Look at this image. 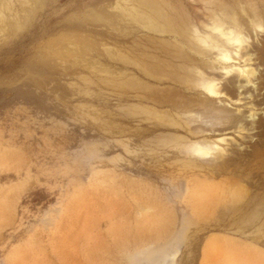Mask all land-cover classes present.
<instances>
[{
    "label": "rangeland",
    "instance_id": "1",
    "mask_svg": "<svg viewBox=\"0 0 264 264\" xmlns=\"http://www.w3.org/2000/svg\"><path fill=\"white\" fill-rule=\"evenodd\" d=\"M1 1L0 264H150L145 258L167 245L178 247L175 251L177 258L185 256L186 243L190 244L192 258L185 264H264V231L243 223L244 218L251 220L249 214L216 212L212 204L219 192L214 199L211 192L208 197L193 198L194 182L165 167L154 169L152 152H160L159 163L165 165L169 156L166 154L171 151L162 145L163 142V147L158 148L161 139H157V133L146 129V121L143 123L144 137L136 135L141 125L132 109L134 104L132 107L128 105L135 103L136 107V99L126 97H134L133 91L125 94L123 100L117 94L123 90L116 83L112 84L115 79L111 84L107 80L112 75L104 74L108 69L105 65L115 66L114 69L122 65L111 60L101 46L125 47L124 41L132 39L134 42L137 37L145 35L141 27L134 25L140 30L130 32L131 35L128 31L112 32L98 28L94 37L102 39L105 44L99 47L92 41L86 42L87 46H92L94 58L86 54L84 57H88L83 59L86 67L97 61L101 65L95 63L100 73L96 67L97 72L93 71L94 68L90 70L89 65L87 69L75 64L72 59L77 56L75 53L65 58L73 66L69 65V70H51L52 62L46 67L42 63L44 57L58 55L55 45L73 43L74 38L77 43L76 36L86 32V29L70 27L71 24H78L115 1L127 9L123 15H129L132 13L130 8L138 7V1L3 0L6 5ZM197 1L168 0V4L167 0H161L162 5L178 8L175 11L182 13L181 16L177 14L180 17L190 14L192 22L200 26V13L205 8L202 1L205 0ZM177 5H181V9ZM183 5L187 9H183ZM155 34L158 39L172 37ZM57 47L62 49V46ZM234 62L243 64V60ZM250 63L249 66L260 67L264 73V65L256 58ZM102 66L106 69H100ZM84 70L83 74L81 71ZM82 74L93 78L96 86L101 84L100 88L105 87L103 91L107 89L109 92L90 85L92 81L89 79L90 83L86 84ZM57 75L61 76L60 79ZM98 77L102 80L99 78L98 81ZM100 80L108 84H102ZM93 90L97 95L102 93L92 97ZM260 97H234L231 105L234 111L240 109L245 114L250 113L253 105L258 109L257 118H264V104L260 106L258 102ZM224 101L227 102L225 98ZM125 107L131 109L130 114L133 112L136 118L128 115L129 110L127 113ZM101 113H106L105 119ZM262 126L248 131L247 128L243 131L235 128L215 130L212 133L214 140L226 139L221 145L227 149L225 153L231 159L230 167L208 181L198 178V183H215V188L220 186L226 190L231 199L236 192H241L242 198L235 202L237 205L252 195L264 196V158L261 155L264 151V123ZM149 137L154 138V142ZM241 177L244 179L240 181ZM236 179L239 182L233 184ZM224 199L219 201L220 206L226 204L225 201L229 205L234 202L228 197ZM220 206H216L217 210ZM254 234L258 235L256 239L250 236Z\"/></svg>",
    "mask_w": 264,
    "mask_h": 264
},
{
    "label": "bare ground",
    "instance_id": "2",
    "mask_svg": "<svg viewBox=\"0 0 264 264\" xmlns=\"http://www.w3.org/2000/svg\"><path fill=\"white\" fill-rule=\"evenodd\" d=\"M4 1L2 0L1 4L5 3ZM137 1L139 3L138 7H132L134 8L133 10L130 8L132 13H129V15H123L124 11L127 9L123 8L122 5L115 1V3H118L120 6L115 3L106 4L104 8H100V10L93 12L91 16L77 22L78 24H71L70 27L76 26V29H86V32L82 35L80 34L79 36H76L77 43H75V38L73 43L66 42L63 44L61 42V44H59V41V45L54 46V48L56 47L58 55L44 57L42 59L43 65L46 67V65L49 66L50 62H52V64H50L51 70H54L55 68L62 71H65L66 69L69 70L68 67L69 65L71 66V64L65 58L68 57L70 53H75L77 56H75V58H72L73 56L71 57L74 59V63L80 66L83 65L85 68L86 60L84 59L85 57H88V55L85 57L84 55L89 54L92 56L93 54L92 46L90 44L87 46L86 42L92 41L99 47L101 44H105L102 39H96L94 37L99 31L98 28L104 31L107 29L108 31L112 32L122 30V32L125 33L128 31V34H130V32L137 30L138 28H134V25L141 27L143 34L145 35H141L142 37H137L138 40L135 39L134 42L132 39V41H124L123 43L126 44L125 47H118V49L107 44L106 47H104V45L101 46V48L106 54H108L111 60H117L114 61L116 64L117 62H121V67L126 69L124 71L118 66V69H114L113 67L115 66H111V68L110 65H105V67L110 69V71H108V69L107 71L104 70V74L106 72L107 74L109 73L113 76L108 78L107 76L109 74L106 75L108 78L107 80L111 84L113 82L112 79H115V82L112 84L116 83L123 91L122 93H117L114 91V93L119 94V97L123 100L125 99L123 98L125 94L133 91L134 97H126L127 99L128 97L131 99H136V107L134 106L135 103L128 104L131 105V107L134 104L132 109L135 110H133L135 116L137 113L139 121L138 123L141 125L138 127V132H135L136 135L138 134L140 138L144 137L145 133L143 130V123L146 121L148 122V128L146 127V129H148V131H154V134L157 133L159 135L157 136V139H161V142L157 140L158 143L160 142L157 144L158 148H161L162 145H165L164 147L168 146V150L171 151L169 154H166L169 156L166 158L165 165L160 164V152L156 153V150L154 152L151 151L153 154L152 157L154 159V169L160 170L161 168L165 167L171 172L181 173L185 179L189 180L190 182H194L191 194L193 198L198 196L201 198V195L208 197V193L211 192V196L214 199L215 194L219 192L220 197L217 195V199H215L212 204L214 206V211L219 213L230 211L231 213L239 212L245 213L247 215L249 214V219L251 220L246 221L244 219L247 218L243 219L242 217L241 219H243V223L245 225H249V228L254 226L255 230L257 229V231L263 232L264 196L252 195L253 197L250 196L251 198H247V201L244 198L245 201H241L242 204H240V202V205H237L235 202L236 200L242 198L241 192H239L241 194L236 192V194L233 196V199H231L229 194H227V191L223 188H220L219 185L218 188H215V183L208 182L202 184L198 183L197 179L204 178V180L208 181V179L214 178V176L219 173H225L230 167L229 162L231 159L229 155L225 153L227 152V149L221 145V142H226V139L220 138L218 141L214 140L212 133L215 132V130L235 128L237 131H243L247 128L248 131V129H256L257 127L262 126L264 123V118L262 116H258L257 118L258 113L256 111H258V109L254 108L253 105L249 114H245L240 109L234 111V108L231 105V102L235 100L234 97H238V99H240L242 95L248 96V98L253 97V99L261 96L258 101L259 105L262 106L264 104V92H262V89H264V73L260 67L249 66L252 64L250 62L253 61L254 58L259 61V64L264 65V0H214L212 2L211 0H205L208 2L202 1V3H205L203 4L205 6V8L203 7L204 10H200L202 13L197 10L200 14H202V20L200 21L202 25L200 24V26L196 25L198 24L197 22H192L190 14L188 15L185 13V16L182 15V20V17H180L182 13L175 11L178 8L173 9L170 7V5H162L164 3H162L161 0H147L146 2L145 0ZM199 1L201 2V0ZM177 6L180 8L181 5ZM118 7H121V9ZM184 7L183 9H187ZM130 11L128 10V12ZM181 11L184 12L186 10ZM177 14H180V16ZM155 33L172 37L164 38L166 37L164 36L158 39ZM61 38L62 37H60V39ZM57 46H62V49H58ZM53 54L55 53L53 52ZM92 58H94V56H92ZM236 60H239L240 62L243 60V64H236V62H234ZM93 61L95 60L93 59ZM95 63H97V61ZM95 63L92 62V64H88L90 70L94 68L93 71H96L98 70V66L101 67L99 63H97L98 66L96 67L97 64L95 65ZM88 65L86 67L87 69ZM103 66L100 69L105 68ZM95 67L97 68L96 70ZM78 72L80 73V71H77L76 73ZM81 72L83 73L85 70ZM61 73L63 74V72ZM98 73H100V71ZM91 74L94 75V73ZM85 76L83 75L82 77L84 78ZM57 77L60 79L61 76L57 75ZM101 77H98L97 80L99 78L101 79ZM94 78H96L95 75ZM84 79L87 81H85L86 84L89 80L92 81V84L90 85L94 84L98 90L101 87V84L99 85L100 87L96 86V82L94 83L93 78H89L87 76ZM102 79H104V77H102ZM76 82L73 83L76 85L78 84ZM103 82L101 81L102 84H108V82ZM70 83L68 85H70ZM113 86L111 85L112 88ZM104 88L105 87L100 88V91H103ZM114 88L116 89L117 86H114ZM88 89L91 91V88ZM106 92L109 91L107 90ZM94 93L92 97L100 96L102 92L99 95H97V92V94L95 93L96 95ZM84 97L86 98V96ZM109 97L111 96L109 95ZM120 98L118 99L120 100ZM224 98L227 100V102L224 101ZM66 100L68 99L66 98ZM124 110L128 111L129 109L125 107ZM130 110L128 111L129 113L126 111L128 115L130 114ZM93 112H96L97 115V111ZM108 112L109 111H107V113ZM132 113L130 115L134 116ZM105 117L103 119H105ZM99 119H101V117ZM204 123L206 125H204ZM136 130L137 129H135V131ZM123 132L124 131H122V133ZM149 139H152V137H149ZM149 139L147 140L150 141ZM152 140L154 142V138ZM166 140H168L169 143L168 141L166 142ZM162 142L163 144L161 145ZM145 143L147 144V142ZM179 152H181V154ZM261 155L264 158V151ZM242 179L244 178L241 177L240 181ZM238 182L239 180L236 179L232 183L236 184ZM246 192L248 193V191ZM226 197H228L229 201L234 200V202L232 201V203L229 205L227 204L229 202L225 201L226 204L222 203L221 206L223 208H221V203H219V201L221 202V200ZM243 197H245L244 192ZM217 205L218 207L220 206L219 210H217ZM201 211H203V208ZM252 218H254L253 222L255 219L257 222L251 223ZM233 222L235 223L234 220ZM233 222L231 221L232 225ZM243 223L241 222V224ZM250 236L251 238L253 237V239L258 237L257 234ZM167 247L165 249L161 247L162 250H160L158 253L156 252L157 254L150 252L151 254L145 258V262H149L150 264H176L177 262L185 264L192 258V250H190L191 247L189 243H186L185 245V256L180 255L178 258L175 252L177 251L178 247L176 245L174 246V244L168 248ZM132 257H134V255Z\"/></svg>",
    "mask_w": 264,
    "mask_h": 264
}]
</instances>
